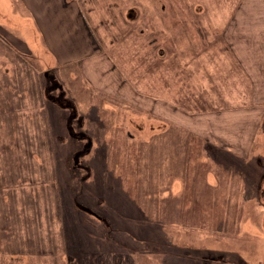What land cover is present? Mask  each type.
<instances>
[{"label": "rangeland", "instance_id": "rangeland-1", "mask_svg": "<svg viewBox=\"0 0 264 264\" xmlns=\"http://www.w3.org/2000/svg\"><path fill=\"white\" fill-rule=\"evenodd\" d=\"M57 1L0 5V264H264L238 0Z\"/></svg>", "mask_w": 264, "mask_h": 264}, {"label": "crops", "instance_id": "crops-1", "mask_svg": "<svg viewBox=\"0 0 264 264\" xmlns=\"http://www.w3.org/2000/svg\"><path fill=\"white\" fill-rule=\"evenodd\" d=\"M6 1L9 9L12 5L11 0H0V5L3 7ZM23 2L26 7L33 12L34 8L31 5L33 4L32 0H23ZM72 2L73 1L58 0L56 4L59 6L58 9L60 8L61 10L62 8L71 7ZM82 19L85 20L83 17ZM83 20H81L80 32L85 29V27L82 26ZM74 24H77V20ZM230 24L236 26L235 31L225 34L222 39L230 42V46H232L234 50L229 54L236 65L240 67L242 74H244L243 70L245 71L244 76L249 85L248 91H245L238 106V134L240 147L238 149L235 147L229 148L234 152L229 149L226 150L228 152L237 153L242 159H247L253 153L252 147L257 139L256 137L264 135V127L262 130V126H264V0H238V19ZM83 33L88 35L87 31ZM70 45L67 46L68 49H70ZM34 46L41 55L46 54L43 45L38 47V42H35ZM224 46L226 48V44ZM260 84H263L261 91L258 86ZM260 97L263 99H260ZM227 110L228 109L217 110V107L199 109L200 112H225ZM253 115L254 118L251 119ZM247 120H249V123H246ZM221 133L223 134V132Z\"/></svg>", "mask_w": 264, "mask_h": 264}, {"label": "trees", "instance_id": "trees-1", "mask_svg": "<svg viewBox=\"0 0 264 264\" xmlns=\"http://www.w3.org/2000/svg\"><path fill=\"white\" fill-rule=\"evenodd\" d=\"M151 42L153 43V42H155V40H153V39H151ZM150 42V43H151ZM151 43V44H152ZM69 108L70 109H72V106H69ZM10 113L12 114V112L10 111ZM13 117H11V118H9V119H12ZM8 119V120H9ZM2 151H10V147H8V148H0V154L2 153ZM10 167H11V169H9V171H11L12 173H14L13 171L15 170V167H17L18 166V164L17 163H15V162H11L10 163V165H9ZM1 179V178H0ZM76 206L77 207H79V208H81L80 206H84V205H82V204H80V203H76ZM85 207V206H84ZM82 209V208H81ZM83 210V209H82ZM85 211V210H84ZM36 213H38V209H36V210H34V214H35V216H36ZM94 213V212H93ZM95 214V213H94ZM95 216H97L96 214H95ZM99 217V216H98ZM7 249H9V248H7ZM18 251V250H17ZM17 251L16 252H13V251H11L10 249L9 250H7V251H5V252H8V253H10L11 254V256H12V254H16L17 253ZM42 251V250H41ZM33 253V252H32ZM34 254V253H33Z\"/></svg>", "mask_w": 264, "mask_h": 264}, {"label": "water", "instance_id": "water-1", "mask_svg": "<svg viewBox=\"0 0 264 264\" xmlns=\"http://www.w3.org/2000/svg\"><path fill=\"white\" fill-rule=\"evenodd\" d=\"M83 210L87 211V212H91L87 207L84 206H80ZM95 215V214H94Z\"/></svg>", "mask_w": 264, "mask_h": 264}]
</instances>
